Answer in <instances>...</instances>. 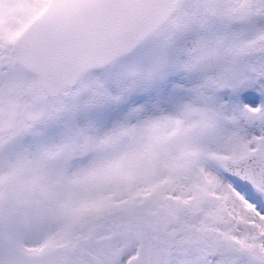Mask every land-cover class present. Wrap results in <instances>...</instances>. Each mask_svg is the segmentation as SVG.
<instances>
[{
    "label": "snow or ice",
    "instance_id": "6c2138e0",
    "mask_svg": "<svg viewBox=\"0 0 264 264\" xmlns=\"http://www.w3.org/2000/svg\"><path fill=\"white\" fill-rule=\"evenodd\" d=\"M0 264H264V0H0Z\"/></svg>",
    "mask_w": 264,
    "mask_h": 264
}]
</instances>
